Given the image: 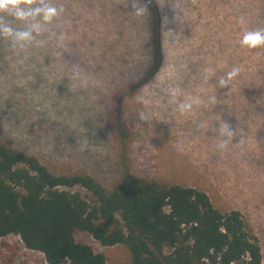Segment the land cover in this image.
Returning <instances> with one entry per match:
<instances>
[{"label": "rangeland", "instance_id": "374dc122", "mask_svg": "<svg viewBox=\"0 0 264 264\" xmlns=\"http://www.w3.org/2000/svg\"><path fill=\"white\" fill-rule=\"evenodd\" d=\"M158 1L163 65L118 110L115 94L148 58L146 34L140 38L147 19L132 15L131 0H54L63 13L38 37L41 46L21 50L0 39L1 140L55 174L83 172L106 187L128 172L203 190L216 209L241 212L264 264V81L253 78L264 71V48L239 44L245 29L264 28V0ZM233 66L240 75L221 89L219 77ZM185 101L193 109L182 114ZM222 121L242 143L219 146ZM75 239L108 264L130 263L122 245L103 247L85 233ZM0 264L46 262L12 235L0 241Z\"/></svg>", "mask_w": 264, "mask_h": 264}, {"label": "trees", "instance_id": "16d2710c", "mask_svg": "<svg viewBox=\"0 0 264 264\" xmlns=\"http://www.w3.org/2000/svg\"><path fill=\"white\" fill-rule=\"evenodd\" d=\"M146 19L140 38L146 34L148 58L115 94L116 110L154 79L164 62L165 13L158 0H152ZM254 75L264 81V71ZM77 233L103 247L124 246L129 264L263 262L260 241L241 212L216 209L203 190L128 172L109 187L83 172L55 174L0 137V241L17 236L46 264H108L102 253L77 242Z\"/></svg>", "mask_w": 264, "mask_h": 264}, {"label": "clouds", "instance_id": "9594fccd", "mask_svg": "<svg viewBox=\"0 0 264 264\" xmlns=\"http://www.w3.org/2000/svg\"><path fill=\"white\" fill-rule=\"evenodd\" d=\"M152 0H131V12L134 17L141 19L150 14ZM63 13V8L57 6L54 0H0V39H6L16 49H25L29 46L39 47L43 41L38 39L47 27L58 21ZM240 18V23H244ZM239 44L249 50L264 48V28L257 27L245 29ZM242 69L233 66L224 76L219 77L217 83L224 89L232 80L237 78ZM79 72H73V78L79 77ZM172 95L176 90H172ZM193 109V103L189 101L178 105L180 113H189ZM147 117L142 113L141 120ZM216 138L220 141V147H225L230 141L243 142V136L239 134L236 126L228 121L218 123L214 129Z\"/></svg>", "mask_w": 264, "mask_h": 264}]
</instances>
